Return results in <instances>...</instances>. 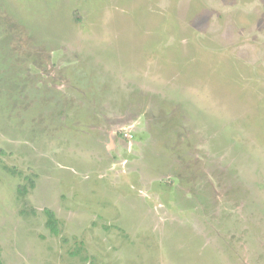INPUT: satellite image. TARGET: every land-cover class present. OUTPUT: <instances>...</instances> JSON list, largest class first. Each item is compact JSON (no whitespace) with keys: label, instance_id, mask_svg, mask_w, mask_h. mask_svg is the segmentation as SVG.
Segmentation results:
<instances>
[{"label":"rangeland","instance_id":"obj_1","mask_svg":"<svg viewBox=\"0 0 264 264\" xmlns=\"http://www.w3.org/2000/svg\"><path fill=\"white\" fill-rule=\"evenodd\" d=\"M0 243L264 264V0H0Z\"/></svg>","mask_w":264,"mask_h":264},{"label":"trees","instance_id":"obj_2","mask_svg":"<svg viewBox=\"0 0 264 264\" xmlns=\"http://www.w3.org/2000/svg\"><path fill=\"white\" fill-rule=\"evenodd\" d=\"M32 187H34V182L33 180L30 181ZM27 188L24 187V192H26ZM22 192V190H21ZM45 213L47 215V225L51 228V231L55 234L59 233V224L60 220L57 217L56 213L52 209H45ZM0 264H5V262L2 259L1 256V243H0Z\"/></svg>","mask_w":264,"mask_h":264}]
</instances>
